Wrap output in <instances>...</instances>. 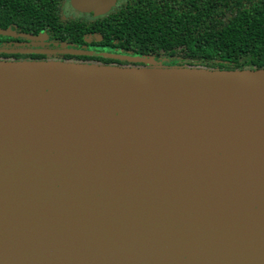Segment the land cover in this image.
Returning <instances> with one entry per match:
<instances>
[{"label": "water", "instance_id": "1", "mask_svg": "<svg viewBox=\"0 0 264 264\" xmlns=\"http://www.w3.org/2000/svg\"><path fill=\"white\" fill-rule=\"evenodd\" d=\"M0 264H264V69L0 60Z\"/></svg>", "mask_w": 264, "mask_h": 264}, {"label": "trees", "instance_id": "2", "mask_svg": "<svg viewBox=\"0 0 264 264\" xmlns=\"http://www.w3.org/2000/svg\"><path fill=\"white\" fill-rule=\"evenodd\" d=\"M64 1L0 0V28L31 35L47 32L76 43L97 31L124 52L153 56L164 67L264 69V0H127L108 25L103 19L89 24L63 18ZM9 38L17 37L0 35V44ZM2 56L6 52H0V60H7Z\"/></svg>", "mask_w": 264, "mask_h": 264}, {"label": "flooded vegetation", "instance_id": "3", "mask_svg": "<svg viewBox=\"0 0 264 264\" xmlns=\"http://www.w3.org/2000/svg\"><path fill=\"white\" fill-rule=\"evenodd\" d=\"M127 0H116L115 4L104 14L96 15L93 11L82 13L76 10L72 5V0H65L63 11L65 16L73 18L74 20H83L86 23H95L99 19H103L108 25V18L111 17L114 10H117L120 6L125 4ZM46 35L45 37L38 40H29L23 37L9 38L6 42L0 44L1 47L10 50L11 52L6 53L7 56H2L1 58H6L7 60H30V61H71L79 63H94L100 65H110V66H145L151 67V65L144 63H134L125 59H120L116 57H103L106 59H100L96 55H74L69 51L78 50L85 52H96V53H106L109 55L124 56V57H139L132 56L129 51L124 52L122 48L117 47V42L115 40L108 41L105 35L100 32L93 31L87 32L83 35V42L76 43L70 39L60 40L55 37V34H49L47 32L40 33L34 36ZM111 37L114 36L111 34ZM20 44V45H17ZM17 50H27L26 53H19ZM12 54V56L10 55ZM8 55L10 57L8 58ZM102 58V57H101ZM144 58V57H139ZM151 58L157 64L159 63L158 58L153 56L145 57L144 59ZM190 67L199 68L197 64H190Z\"/></svg>", "mask_w": 264, "mask_h": 264}, {"label": "rangeland", "instance_id": "4", "mask_svg": "<svg viewBox=\"0 0 264 264\" xmlns=\"http://www.w3.org/2000/svg\"><path fill=\"white\" fill-rule=\"evenodd\" d=\"M158 65H160V66H161V64H158Z\"/></svg>", "mask_w": 264, "mask_h": 264}]
</instances>
